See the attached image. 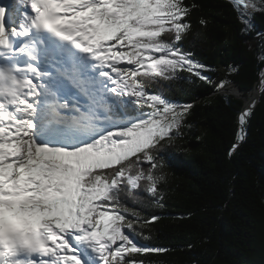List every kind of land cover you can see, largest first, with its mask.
Segmentation results:
<instances>
[{"label":"snow or ice","instance_id":"1","mask_svg":"<svg viewBox=\"0 0 264 264\" xmlns=\"http://www.w3.org/2000/svg\"><path fill=\"white\" fill-rule=\"evenodd\" d=\"M229 3L246 26L242 9L260 10L255 0ZM195 7L185 0L0 6V264H147L141 256L168 251L138 243L159 217L135 205L163 199L161 153L191 111L153 85L210 82L208 67L182 47ZM251 114V107L239 114L229 154Z\"/></svg>","mask_w":264,"mask_h":264},{"label":"trees","instance_id":"2","mask_svg":"<svg viewBox=\"0 0 264 264\" xmlns=\"http://www.w3.org/2000/svg\"><path fill=\"white\" fill-rule=\"evenodd\" d=\"M185 3L197 7L182 47L208 67L210 82L178 78L151 89L191 111L182 135L161 153L163 199L157 205L145 196L135 205L144 216L159 217L138 243L168 251L140 258L147 264H264V90L252 105L244 142L229 154L245 97L264 69V4L246 26L228 0ZM215 81L227 82L217 90Z\"/></svg>","mask_w":264,"mask_h":264},{"label":"bare ground","instance_id":"3","mask_svg":"<svg viewBox=\"0 0 264 264\" xmlns=\"http://www.w3.org/2000/svg\"><path fill=\"white\" fill-rule=\"evenodd\" d=\"M262 73H264V69H263ZM262 73H260V80L259 81H261V74ZM261 89H262V85L259 82L258 86L255 87L254 89H252L250 91V93L245 97L244 106L242 107L243 108L242 111H244L245 109L250 108V107H251V111H252V105H253L254 101L257 100L258 94L261 91ZM229 93L235 94L239 97L243 96L242 93H239V90H232Z\"/></svg>","mask_w":264,"mask_h":264},{"label":"water","instance_id":"4","mask_svg":"<svg viewBox=\"0 0 264 264\" xmlns=\"http://www.w3.org/2000/svg\"><path fill=\"white\" fill-rule=\"evenodd\" d=\"M229 1V0H228ZM263 90H264V87H262V89H261V91L259 92V94H258V97H257V101H259V99L261 98V96H262V93H263ZM222 93H225V95H227V94H231V93H229L228 91H225V90H222L221 91ZM239 93H242V92H239ZM233 95H235V94H233ZM235 96H237V95H235ZM237 97H239V96H237ZM257 101H255V103H254V106L257 104ZM253 106H252V110H253ZM241 113V112H240ZM246 125H248V120H247V123H246ZM247 127H245V135H244V138H243V140L242 141H239L238 142V146L235 148V150L239 147V145L241 144V143H243L244 142V140H245V138H246V136H247ZM235 144H237V143H235ZM233 148V147H232ZM232 148H231V150H232ZM234 150V151H235ZM234 151H231V153L232 152H234Z\"/></svg>","mask_w":264,"mask_h":264},{"label":"rangeland","instance_id":"5","mask_svg":"<svg viewBox=\"0 0 264 264\" xmlns=\"http://www.w3.org/2000/svg\"><path fill=\"white\" fill-rule=\"evenodd\" d=\"M260 1H261V0H255V2H256V4H257L258 8L261 10V7H260ZM260 10H254V9H252V8H248L247 10H243V9H242V11H244L245 19L248 18V20H249V17H250L254 12H257V11H260ZM248 23H252V22H248ZM214 84L217 85V84H218V81H215ZM256 101H257V100H256ZM254 103H255V101H254ZM254 103H253V104H254Z\"/></svg>","mask_w":264,"mask_h":264}]
</instances>
